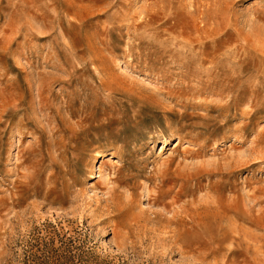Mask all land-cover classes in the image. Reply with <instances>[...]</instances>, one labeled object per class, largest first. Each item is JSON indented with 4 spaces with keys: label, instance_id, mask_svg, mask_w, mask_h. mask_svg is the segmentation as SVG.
<instances>
[{
    "label": "rangeland",
    "instance_id": "obj_1",
    "mask_svg": "<svg viewBox=\"0 0 264 264\" xmlns=\"http://www.w3.org/2000/svg\"><path fill=\"white\" fill-rule=\"evenodd\" d=\"M0 264H264V0H0Z\"/></svg>",
    "mask_w": 264,
    "mask_h": 264
}]
</instances>
